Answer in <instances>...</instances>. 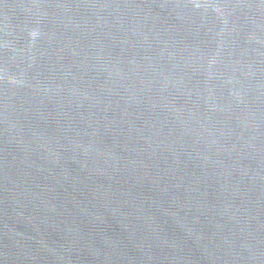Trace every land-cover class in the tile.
I'll list each match as a JSON object with an SVG mask.
<instances>
[{"label":"water","instance_id":"water-1","mask_svg":"<svg viewBox=\"0 0 264 264\" xmlns=\"http://www.w3.org/2000/svg\"><path fill=\"white\" fill-rule=\"evenodd\" d=\"M0 264H264V0H0Z\"/></svg>","mask_w":264,"mask_h":264}]
</instances>
